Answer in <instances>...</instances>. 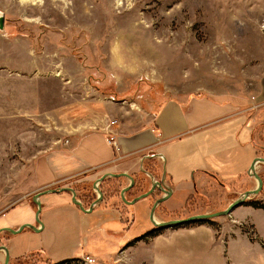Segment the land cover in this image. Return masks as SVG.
Segmentation results:
<instances>
[{
  "label": "crops",
  "instance_id": "1",
  "mask_svg": "<svg viewBox=\"0 0 264 264\" xmlns=\"http://www.w3.org/2000/svg\"><path fill=\"white\" fill-rule=\"evenodd\" d=\"M258 79L247 92L173 95L154 108L102 97L84 86L76 89V103H64L56 112L64 121V139L30 161L31 189L0 211V229L17 230L0 231L8 264H58L87 253L101 264H264L262 208L243 205L238 217L250 227L220 233L205 223L156 227L150 220L163 189L170 193L154 207L158 222L177 219L209 187L227 190L231 198L236 189L242 194L256 186L250 166L264 157L256 135L264 120L259 115L264 75ZM261 166L255 164L259 175ZM120 174L134 181L123 193L127 201L159 185L129 204L120 192L130 178ZM72 191L84 209L92 208L82 210ZM39 192L37 223L34 195ZM25 224L34 228L19 230ZM4 258L0 250V264Z\"/></svg>",
  "mask_w": 264,
  "mask_h": 264
},
{
  "label": "rangeland",
  "instance_id": "2",
  "mask_svg": "<svg viewBox=\"0 0 264 264\" xmlns=\"http://www.w3.org/2000/svg\"><path fill=\"white\" fill-rule=\"evenodd\" d=\"M0 17V211L31 189L30 161L64 139L56 112L76 103V89L154 108L173 95L247 92L264 75V0H0ZM259 111L263 120V104ZM256 127L264 156V120ZM258 169L259 193L189 223L250 227L238 209L264 206ZM211 188L177 218L241 195Z\"/></svg>",
  "mask_w": 264,
  "mask_h": 264
},
{
  "label": "water",
  "instance_id": "3",
  "mask_svg": "<svg viewBox=\"0 0 264 264\" xmlns=\"http://www.w3.org/2000/svg\"><path fill=\"white\" fill-rule=\"evenodd\" d=\"M2 22H3V18L0 17V27H2ZM257 162H263V163H264V158H263V157H256V158L253 160V162L251 163V166H250L249 173L255 178V180H256V186H255L253 189H250V190H247V191L243 192L238 198H236V199H234L232 202H230V203L227 205V207H226L225 209H223V210H219V211H215V212H211V213L194 214V215H190V216H187V217H184V218L170 219V220H167V221H161V222L155 221L154 216H153L154 207H155L158 203H160L161 201H163L164 199H166V197H167V196L169 195V193H170V192H168V191H165V189H163V192H166V194L163 195L162 197H160V198H158V199L155 200L154 205H153V207H152V209H151V211H150V220H151L152 224H153L154 226H156V227H159V226H160V227H162V226H163V227H166V226H172V225L185 224V223H189V222H193V221L205 220V219H209V218H212V217H216V216H221V215H227V214H229L233 208H235V207H236L237 205H239V204H242V202H244V200H245L246 198H248L250 195H253V194H257V193H259L260 190L262 189V184H263L262 178H261L260 175L255 171V164H256ZM111 175H113V176H119V174H111ZM120 175L127 176V177L130 178V184H129L127 187L123 188V189L121 190V192H120V196H121L122 200L125 201L126 203H129V204L135 202V201L138 200L139 198H142V197H145V196L151 194V193L154 191L156 185H159L158 183H157V184H154V185H152V187H151L148 191H146L145 193H142V194L138 195L137 197H135V199H133V200H131V201H127V200H125V198H124V196H123V193H124V191L128 190V189L133 185L134 181H133L132 177L129 176V175H126V174H120ZM104 177H105V175L102 176V177H100V179H103ZM94 187L96 188V185H94ZM69 189H70V188H69ZM70 190H71V189H70ZM39 194H40V192H39V193H36V194L34 195V202H35V204L37 205L36 216H35V221H36L37 223H39V219H38L37 214H38V212H39V210H40V203H39V201H38V199H37L38 196H39ZM100 195H101V193H99V196L97 197L98 199L100 198ZM98 199H97V200H98ZM72 201H73L75 204H77L78 206H80V208H81L82 210H84V211H85V210H88V211H89V210L92 208V207H90V208H88V209H84V207H82L81 203L76 199V197H75L73 191H72ZM23 226H29V227L34 228L33 226H31V225H29V224H25V225H22V226L19 228V230L22 229ZM1 230H7V231H9V232H11V233H16V232H17V230H13V229H11V228H7V227H3V228L0 229V231H1ZM0 250H3V251L5 252V258H4L3 264H8L9 254H8V250H7V248H6L4 245H0Z\"/></svg>",
  "mask_w": 264,
  "mask_h": 264
},
{
  "label": "built area",
  "instance_id": "4",
  "mask_svg": "<svg viewBox=\"0 0 264 264\" xmlns=\"http://www.w3.org/2000/svg\"><path fill=\"white\" fill-rule=\"evenodd\" d=\"M111 124L114 123V121L110 122ZM112 141V136L109 139V142ZM118 260H115L116 264L118 263ZM59 264H101L96 257H94L91 254H83L77 258L69 259L68 262L65 263H59Z\"/></svg>",
  "mask_w": 264,
  "mask_h": 264
},
{
  "label": "trees",
  "instance_id": "5",
  "mask_svg": "<svg viewBox=\"0 0 264 264\" xmlns=\"http://www.w3.org/2000/svg\"><path fill=\"white\" fill-rule=\"evenodd\" d=\"M250 204L252 205V206H254V207H257V208H262V209H264V206L263 205H259L258 203H255V202H250ZM65 262H68V260H64V261H61V262H59V263H65ZM58 263V264H59Z\"/></svg>",
  "mask_w": 264,
  "mask_h": 264
}]
</instances>
